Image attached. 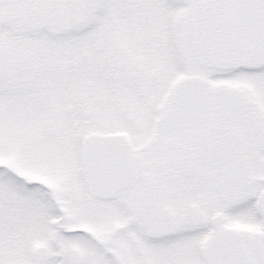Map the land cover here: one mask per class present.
I'll use <instances>...</instances> for the list:
<instances>
[{
	"label": "snow or ice",
	"instance_id": "6c2138e0",
	"mask_svg": "<svg viewBox=\"0 0 264 264\" xmlns=\"http://www.w3.org/2000/svg\"><path fill=\"white\" fill-rule=\"evenodd\" d=\"M0 264H264V0H0Z\"/></svg>",
	"mask_w": 264,
	"mask_h": 264
}]
</instances>
